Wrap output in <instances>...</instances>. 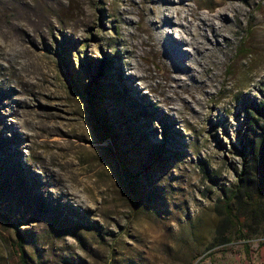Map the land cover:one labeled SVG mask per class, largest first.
Segmentation results:
<instances>
[{"label":"rangeland","instance_id":"1","mask_svg":"<svg viewBox=\"0 0 264 264\" xmlns=\"http://www.w3.org/2000/svg\"><path fill=\"white\" fill-rule=\"evenodd\" d=\"M124 1L0 0L1 213L23 224L33 264H264V229L241 239L232 225L222 237L215 209L237 180L245 110L264 104V0L235 3L237 32L223 28L232 41L220 69L225 93L217 84L214 102L189 100L196 114L183 115L172 93L161 102L155 81H166L169 63L148 46L147 17L128 26ZM130 30L143 37L147 62L130 54L138 42ZM128 64L144 67L143 78ZM178 76L196 95L193 80L205 74ZM4 238L0 264L11 258L14 231Z\"/></svg>","mask_w":264,"mask_h":264},{"label":"bare ground","instance_id":"2","mask_svg":"<svg viewBox=\"0 0 264 264\" xmlns=\"http://www.w3.org/2000/svg\"><path fill=\"white\" fill-rule=\"evenodd\" d=\"M124 2L131 6L125 8V14L130 16L128 26L134 25L132 17H136V24H140L143 22V17H147L146 23L154 35L153 41L148 46L156 47L157 55L164 57L169 63V67L165 68L166 81L161 82L159 78H156L155 88L163 94L165 93V99L161 101L165 106L168 101L174 100L168 93L175 95L182 103L180 108L176 110L171 108L170 111H179L180 115H183V111L196 114L189 100L197 106L206 101L205 99L214 102L216 99L211 94L217 84L220 86L218 92L225 93V84L228 79L222 76L220 69L228 58L232 41L227 37L223 28L228 27V32L236 34L237 31L231 30L230 27L234 28L240 25L238 8L235 6L238 0H207L206 2L197 0H125ZM170 15L175 20H172ZM149 18H153V20L149 21ZM165 26L173 27L176 33L174 38L167 37V32L164 31ZM127 33V37H133L138 41L129 43L130 54H136L142 61L147 62L149 59L144 55L145 41L143 37H139L136 32L133 33L131 30ZM163 37H165L164 40ZM182 46H185L186 49ZM185 60L192 63L187 65ZM123 68H132L134 71L132 76L135 79H142L143 75L140 71H146L138 64H128ZM195 68L201 69L205 74L203 80H193L200 88L196 95L187 91L188 83L178 76L180 73L193 72ZM225 72L229 73L231 69L227 68ZM131 91H135V89H131ZM213 108L215 120L213 124L215 125L217 124L218 108L215 105Z\"/></svg>","mask_w":264,"mask_h":264},{"label":"trees","instance_id":"3","mask_svg":"<svg viewBox=\"0 0 264 264\" xmlns=\"http://www.w3.org/2000/svg\"><path fill=\"white\" fill-rule=\"evenodd\" d=\"M65 67L67 79L77 91V85L73 79L67 60L60 55ZM105 61L98 64L100 75L104 74ZM98 83L96 93L105 90V85L94 75L90 79ZM85 92L90 95V84L87 82ZM112 89V88H111ZM244 141L240 140L238 149L241 160L240 169L236 175V183L227 189H223L217 200L215 209L221 217V226L218 234L224 237L227 227L235 225L239 227L238 234L241 239H246L251 227L264 229V104L246 109L244 114ZM234 205L235 209L231 206ZM23 224L13 222L7 214L0 211V240L6 243L4 233L9 229L14 231L15 241L10 245L11 258L7 264H33L24 251L27 244V236L20 231ZM245 254H249V245H244ZM258 253H264V241L257 247Z\"/></svg>","mask_w":264,"mask_h":264}]
</instances>
